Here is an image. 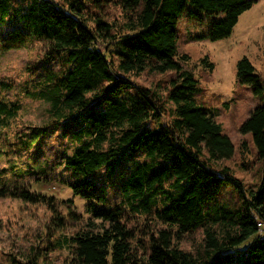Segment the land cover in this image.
I'll return each mask as SVG.
<instances>
[{"label":"trees","instance_id":"trees-1","mask_svg":"<svg viewBox=\"0 0 264 264\" xmlns=\"http://www.w3.org/2000/svg\"><path fill=\"white\" fill-rule=\"evenodd\" d=\"M120 1L127 22L117 34L89 16L103 0H0V29L7 30L0 47L44 45L28 71L37 78L31 97L49 105L46 125L16 134L13 153L26 156L28 169L10 165L12 180L1 171L0 195L47 206L56 226L63 221L56 201L37 187L55 184L80 199L75 207L89 222L59 245L74 264H264V82L247 57L238 62V83L261 101L240 129L263 165L253 193L214 165L230 160L235 146L214 110L198 100L202 89L185 67L189 56L179 53L177 29L186 16L208 23L196 39L225 40L257 1ZM201 63L213 69L207 58ZM144 72L174 75L166 102L132 80ZM21 109L0 97V131ZM50 138L57 145L48 157ZM223 187L240 193L238 209L219 202ZM199 229L203 247L183 250L182 238Z\"/></svg>","mask_w":264,"mask_h":264},{"label":"rangeland","instance_id":"rangeland-1","mask_svg":"<svg viewBox=\"0 0 264 264\" xmlns=\"http://www.w3.org/2000/svg\"><path fill=\"white\" fill-rule=\"evenodd\" d=\"M56 1L66 4L70 0ZM256 1L253 8L240 17L233 34L225 40L211 42L196 39L207 31V22L204 25L198 24L185 16L177 26L179 53L189 56L185 67L194 73L202 89L198 100L214 110L217 122L235 146V154L230 160L214 165L218 170L228 168L245 189L253 193L260 187L263 165L251 136L243 135L240 129L261 101L254 97L251 88L238 83L236 74L238 62L247 57L264 82V0ZM89 16L92 21L95 17L103 18L113 25L117 34L125 31L127 21L120 0H103L100 9L90 12ZM6 31L0 29V37ZM44 50V45L37 42L21 49L4 50L0 47V97L9 102H18L22 108L9 123L8 129L0 131V175L5 170L9 180L13 178L10 165L15 164L17 168L25 170L29 164L24 159L26 156L17 157L13 153L18 131L49 122V105L30 95L33 94L31 82L37 78L31 80L28 71V68L39 62ZM205 58L213 64V69L201 63ZM131 78L137 85L151 89L166 102L169 81L174 75L144 72L138 76L132 75ZM54 145H57L56 140L50 138L45 145L48 157L54 152ZM29 182L30 177L22 179L20 185L23 186L20 188H28ZM16 184L17 181H13V185ZM37 191L53 196L63 221L56 226L47 206L32 205L0 195V264H28L34 258L40 264H74L69 249L59 245L63 244L65 237H72L89 222L83 209L75 207L81 206V200L74 198L69 189L55 184L37 187ZM240 198L236 189L223 187L218 200L231 209H238ZM259 234L264 235V224H259ZM203 239V230L199 229L186 234L179 246L187 252L195 253L203 247Z\"/></svg>","mask_w":264,"mask_h":264}]
</instances>
